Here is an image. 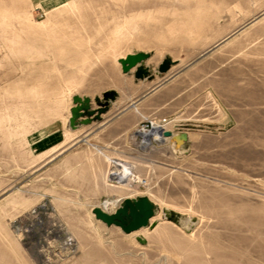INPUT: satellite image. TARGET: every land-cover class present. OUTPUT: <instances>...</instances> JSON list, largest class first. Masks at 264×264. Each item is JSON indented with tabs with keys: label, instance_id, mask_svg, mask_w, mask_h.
<instances>
[{
	"label": "rangeland",
	"instance_id": "rangeland-1",
	"mask_svg": "<svg viewBox=\"0 0 264 264\" xmlns=\"http://www.w3.org/2000/svg\"><path fill=\"white\" fill-rule=\"evenodd\" d=\"M138 52L161 85L154 104L151 81L118 63ZM135 88L131 153L75 143L74 96L96 106L113 91L124 106ZM149 122L188 143L142 141ZM53 131L59 152L75 145L43 166ZM112 160L148 186L112 181ZM140 195L157 211L134 235L91 213ZM0 264H264V0H0Z\"/></svg>",
	"mask_w": 264,
	"mask_h": 264
},
{
	"label": "water",
	"instance_id": "water-1",
	"mask_svg": "<svg viewBox=\"0 0 264 264\" xmlns=\"http://www.w3.org/2000/svg\"><path fill=\"white\" fill-rule=\"evenodd\" d=\"M148 53L138 52L126 55L118 60L121 71L124 74L134 71V77L137 80L147 79L153 80L154 76L146 66L149 59ZM174 64L169 58L164 59L157 69V74H165ZM115 92H106L103 94V100L99 97L94 98L96 108L92 109V100L86 96H74L72 98V107L70 108V116L68 118V127L75 131L81 126L89 125L99 121L100 116L105 114L112 103L115 102ZM163 136L170 139V143L175 150L185 147L188 143V135L186 132L164 131ZM156 205L146 195L125 198L121 204L112 213L103 211L100 207H94L91 210L95 220L102 222L107 227H117L124 234H131L143 228H152L150 219L156 215ZM167 221L175 222L177 214L173 211H164ZM136 241L140 245H146L147 241L141 237H136Z\"/></svg>",
	"mask_w": 264,
	"mask_h": 264
},
{
	"label": "crops",
	"instance_id": "crops-1",
	"mask_svg": "<svg viewBox=\"0 0 264 264\" xmlns=\"http://www.w3.org/2000/svg\"><path fill=\"white\" fill-rule=\"evenodd\" d=\"M160 87L161 85H157L154 81H151L149 85L150 91L148 90L149 92L146 95V99L149 102L151 101L150 104L157 102V99L155 101L154 98L158 96L157 92ZM128 94L129 96L126 98L124 106H121V101L115 100V102L111 104L109 110L100 116L99 121L82 126V130L78 135L79 139L75 143L80 141L85 144L96 142L98 147L106 154H119L122 156L131 153L132 147L134 148L136 146V140L132 139L131 131L133 128L137 127V108L139 106L137 88H135L134 91L130 89ZM95 108L96 106L92 104V109ZM74 132L76 133L77 131ZM128 132L131 134L126 135ZM56 135L57 131H53L45 137L47 138L46 141L45 138H41L38 141V144L41 146L38 154L57 148L53 153L52 159L43 166L52 164L61 158H69L72 154L71 149L74 147L75 143L59 152L61 148L59 146L63 143V139H58Z\"/></svg>",
	"mask_w": 264,
	"mask_h": 264
},
{
	"label": "bare ground",
	"instance_id": "bare-ground-1",
	"mask_svg": "<svg viewBox=\"0 0 264 264\" xmlns=\"http://www.w3.org/2000/svg\"><path fill=\"white\" fill-rule=\"evenodd\" d=\"M168 125H169V123H168ZM164 131H171V130L168 129L167 124H165L163 122L162 123L161 122H156V123H154V127L151 130H149V131L145 130L144 131L142 129H138V130H136L134 132V134L136 136H140L142 141L146 140L147 137H152L154 139V141L158 140V141H166V142L170 143V139L169 138H165L163 136V132ZM135 135H133V136H135ZM130 169H131L130 166L125 165L124 163L118 164L116 166V168L114 169V171H113L114 180H118L123 186H125V181H126L127 177L131 175V172H130L131 170ZM125 198H131V196H127ZM95 207H100L103 211H105L107 213L109 212V209L103 208L100 205L99 206H95ZM154 219H155V216L150 219V224H151V222ZM143 229H145V228H143ZM140 230H138V231H140ZM138 231H135V232L131 233L130 235H134Z\"/></svg>",
	"mask_w": 264,
	"mask_h": 264
},
{
	"label": "built area",
	"instance_id": "built-area-1",
	"mask_svg": "<svg viewBox=\"0 0 264 264\" xmlns=\"http://www.w3.org/2000/svg\"><path fill=\"white\" fill-rule=\"evenodd\" d=\"M162 121L165 122L166 120L162 119ZM154 123H155V122H149L151 129H152ZM146 127H148V126L146 125ZM141 128H144V129H145L144 126H142ZM151 129H150V130H151ZM148 131H149V130H148ZM118 163H124V162H123V161H120V160H112V161H111L112 170H113V168H114V165H116V164H118ZM124 164L127 165L126 163H124ZM130 168H131V167H130ZM112 170H110V172H109V178H110V176L112 175ZM130 170H131V171H130V172H131V175L127 177V179H126V181H125V186L127 185L129 189H131V188H146V187L148 186V179H147V177L138 178V177H136V176L133 174V168H131ZM111 180H112V179H111ZM112 181H115V183H117L116 180H112ZM117 184H118V183H117ZM66 240H67V241H65L66 246H71L72 244H71L70 239L67 238Z\"/></svg>",
	"mask_w": 264,
	"mask_h": 264
}]
</instances>
